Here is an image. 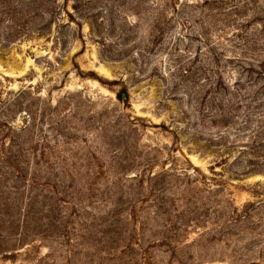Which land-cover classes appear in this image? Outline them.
I'll use <instances>...</instances> for the list:
<instances>
[{"label":"rangeland","instance_id":"374dc122","mask_svg":"<svg viewBox=\"0 0 264 264\" xmlns=\"http://www.w3.org/2000/svg\"><path fill=\"white\" fill-rule=\"evenodd\" d=\"M0 264H264V0H0Z\"/></svg>","mask_w":264,"mask_h":264}]
</instances>
